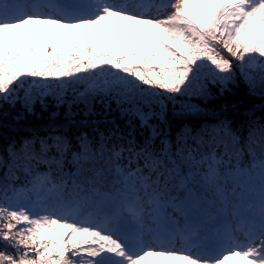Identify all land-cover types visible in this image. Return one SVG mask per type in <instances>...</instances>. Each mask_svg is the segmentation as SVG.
<instances>
[{"label":"snow or ice","instance_id":"1","mask_svg":"<svg viewBox=\"0 0 264 264\" xmlns=\"http://www.w3.org/2000/svg\"><path fill=\"white\" fill-rule=\"evenodd\" d=\"M241 84L264 0H0V264H264Z\"/></svg>","mask_w":264,"mask_h":264},{"label":"trees","instance_id":"2","mask_svg":"<svg viewBox=\"0 0 264 264\" xmlns=\"http://www.w3.org/2000/svg\"><path fill=\"white\" fill-rule=\"evenodd\" d=\"M232 93H235V95H233ZM232 93H228L226 95H227V98L230 102L237 103L240 105V109H239L240 115L237 116V119H242L243 113L249 107H253V106H255V116L256 117L264 116V110H261L259 107L261 104H264V99L260 98L259 96H249L247 94V90L243 84H241L239 87L234 86L232 88ZM200 103H201V106H205L203 104V102H200ZM216 103H219V101H209L207 103V107L211 108ZM17 107L19 108V106H17ZM16 114H17V110H11V116L8 117L7 121H5L2 116H0V124L11 123L12 117H14ZM44 115L46 116L47 114H44ZM40 117H41V113L39 112V109H38L35 117L29 116L27 119L29 121H32V120L38 119ZM230 117H231V113H230ZM61 119H62V117H61ZM3 131H4V128L0 127V132H3Z\"/></svg>","mask_w":264,"mask_h":264}]
</instances>
